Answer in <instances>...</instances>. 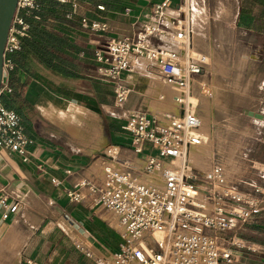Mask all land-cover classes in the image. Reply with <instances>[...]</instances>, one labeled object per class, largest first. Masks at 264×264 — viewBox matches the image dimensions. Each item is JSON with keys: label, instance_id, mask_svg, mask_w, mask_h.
<instances>
[{"label": "built area", "instance_id": "1", "mask_svg": "<svg viewBox=\"0 0 264 264\" xmlns=\"http://www.w3.org/2000/svg\"><path fill=\"white\" fill-rule=\"evenodd\" d=\"M55 1L71 6L67 19L77 14L81 3ZM191 2L181 0L176 15L170 11L173 0L152 4V22L142 23L133 36L108 38L95 52L101 75L113 85L117 109L125 107L131 94L122 76L135 70L139 61L150 65L149 72L156 71L166 86L181 88L178 112L151 115L135 110L125 120L123 129L131 137L129 150L145 156L141 168L129 160L121 169L105 167L102 180H80L67 193L75 204L90 197L94 206L116 219L122 240L117 253L99 258L84 250L97 264H234L233 247L247 248L235 234L264 209L263 184H252L256 195H250L241 189L246 183L243 177L227 178L221 164L203 175L191 160L192 150L205 142L204 118L185 107V101L206 80L211 56L219 51L208 30L201 37L196 34ZM36 8V0H18L5 48L2 95L12 92L7 76L14 65L8 56L20 50L22 38L28 37L25 17ZM80 24L92 34L110 31L107 23L85 17ZM34 145L19 114L0 101V149L26 164L32 161ZM109 154L115 160L121 151L114 148ZM141 175L149 183L142 182ZM227 235L233 236L228 239Z\"/></svg>", "mask_w": 264, "mask_h": 264}, {"label": "crops", "instance_id": "2", "mask_svg": "<svg viewBox=\"0 0 264 264\" xmlns=\"http://www.w3.org/2000/svg\"><path fill=\"white\" fill-rule=\"evenodd\" d=\"M161 1L81 2L72 19L53 24L65 42L59 59L54 60L56 71L46 70L36 60L34 77L21 76L27 87L21 101L14 99L11 109L21 116L25 132L35 145L32 161L26 164L17 155L0 149L1 264H97L84 250L99 258L119 251L122 240L114 215L94 206L90 197L82 204L72 203L67 193L80 180L99 182L105 167L111 164L116 169L128 160L139 168L144 164V155L136 156L129 150L131 137L123 125L135 110L151 115L165 113L155 112L151 103L166 104L161 91L170 86L163 84L156 71L150 73L146 62H136L135 70L122 76L131 89L130 97L124 108L116 109L114 98H108L98 77L101 73L95 52L108 38L133 36L142 23L152 22L151 6ZM232 2L233 22L226 27L219 22L221 26L255 36L239 26L240 0ZM84 17L107 23L110 31L90 33L80 24ZM256 39L260 55L245 58L251 65L264 61V45ZM211 58L207 74H218L223 65L213 61L214 54ZM216 83L213 93L209 92L214 98L218 95ZM142 84L145 88L139 91ZM10 94L3 93L7 98ZM113 107L116 115L108 110ZM211 124L210 119L212 138ZM106 146L120 150L119 158L113 160L104 153ZM141 181L149 183V178L141 175Z\"/></svg>", "mask_w": 264, "mask_h": 264}, {"label": "rangeland", "instance_id": "3", "mask_svg": "<svg viewBox=\"0 0 264 264\" xmlns=\"http://www.w3.org/2000/svg\"><path fill=\"white\" fill-rule=\"evenodd\" d=\"M180 1L173 0L171 13L176 15L175 8ZM232 5V0H192L191 2L194 30L199 37L208 30V33L215 38L219 51L214 53L213 61L221 62L223 70L217 71L218 74H208L206 80L200 83L201 86H198L186 99L185 107L191 109L189 99L197 103L195 112L207 119L209 132L208 123L210 119L212 121L213 136L211 140L209 139L210 145L202 149L208 153L207 163L198 162L196 164L198 171L204 175L215 164H221L227 178L243 177L246 183L242 184L241 189L250 195H256L252 184L264 185L263 180L261 181V175L264 174V121L250 117L248 113L254 111L264 116V61L259 60L251 65L245 60L247 55H260L255 45L257 44L255 36L247 35L240 29H224L219 23L222 22L225 27L227 24H232ZM98 77L105 86L108 98L113 97L115 101L113 85L100 74ZM215 83L219 96L218 106L214 102V96L205 93L206 91L213 93ZM173 87L177 89L178 96H176L181 98V88L177 86L169 88ZM144 88L142 84L138 89L143 91ZM171 92L176 94L173 90ZM165 99L169 101L167 98L163 100ZM261 101L262 106L259 108L258 104ZM174 103L173 107L163 103L164 105L158 110L164 112L181 110V102ZM151 106H155V103H151ZM108 110L115 115L117 113L114 107ZM112 148L106 146L103 152L109 154ZM114 166V164L109 165L111 168ZM202 187L207 189L208 186L204 184ZM262 199L264 200V196ZM262 211L263 215L256 217L235 234V238L247 248L233 247L234 264H264V246L259 243L264 237L253 229L254 226L264 225V209ZM232 236L227 235V238Z\"/></svg>", "mask_w": 264, "mask_h": 264}, {"label": "trees", "instance_id": "4", "mask_svg": "<svg viewBox=\"0 0 264 264\" xmlns=\"http://www.w3.org/2000/svg\"><path fill=\"white\" fill-rule=\"evenodd\" d=\"M100 1L81 0V2L90 5H97ZM240 5L239 26L250 30L255 37L261 39L264 45V0H240ZM36 7L25 17V21L29 25L28 37L22 38L20 50L8 56L14 65V69L7 76L12 94L9 95V98L6 95L1 96L0 101L9 110H12L14 99L21 101L22 93L27 87V83L22 82L21 76L27 74L34 77L36 60L46 70L56 71L54 60L59 59L62 46L65 44L61 33L53 27V24H65L67 22L66 15L70 13L71 6L55 0H36ZM91 55L94 54L91 53ZM261 215H263V211L256 217ZM253 229L264 237V225L254 226ZM259 243L264 246V239L259 240Z\"/></svg>", "mask_w": 264, "mask_h": 264}, {"label": "water", "instance_id": "5", "mask_svg": "<svg viewBox=\"0 0 264 264\" xmlns=\"http://www.w3.org/2000/svg\"><path fill=\"white\" fill-rule=\"evenodd\" d=\"M18 0H0V97L4 83V59L5 48L12 27L13 19L16 13ZM250 117L264 121V116L257 112L250 111Z\"/></svg>", "mask_w": 264, "mask_h": 264}, {"label": "bare ground", "instance_id": "6", "mask_svg": "<svg viewBox=\"0 0 264 264\" xmlns=\"http://www.w3.org/2000/svg\"><path fill=\"white\" fill-rule=\"evenodd\" d=\"M201 19V18H200ZM218 83V82H217ZM217 85H219V84H217ZM221 85V84H220ZM170 87H172V86H170ZM162 88V87H161ZM174 88V87H173ZM168 88L167 90H163V91H161V96H163V99L164 98H167L169 101L166 103V104H168V106H172L173 107V103L175 102V103H177V101H176V98H177V96H178V94H177V89L176 88ZM164 89V88H163ZM214 89H215V87H214ZM170 90V91H169ZM171 90H173L176 94H174L173 92H171ZM215 92H216V90H215ZM205 94V93H204ZM208 94V93H207ZM177 95V96H176ZM160 96V97H161ZM159 97V98H160ZM161 99H162V97H161ZM166 100V99H165ZM164 102H166V101H164ZM214 102L216 103V106H218V103H219V96L217 95L216 97H215V100H214ZM189 103H190V107H191V109L193 110V111H195L196 110V107H197V103L195 104V103H193L192 102V99H189ZM213 104V103H212ZM152 108L154 109V111H156V110H158V109H161V104L159 105V104H156L155 106H152ZM208 129V127H207V119L206 118H204V124H203V126H202V129H201V132H202V134L205 136V142L203 143V145H201L200 147H197V148H195V149H193L192 150V152H191V160H192V162H193V165L194 166H196V164H198V162H200V163H204V164H206L207 162V154L208 153H206L204 150H202L203 148H205V146H208V145H210V140H211V133L207 130ZM213 134V133H212ZM210 139V140H209ZM209 147V146H208ZM207 149V148H206ZM205 152V153H204ZM210 152V151H209ZM211 154V153H210ZM199 160V161H198ZM199 163V164H200ZM198 167V166H197ZM145 180V179H144Z\"/></svg>", "mask_w": 264, "mask_h": 264}]
</instances>
